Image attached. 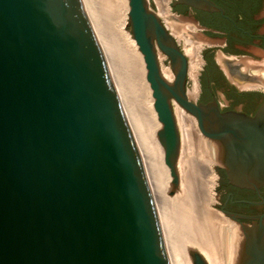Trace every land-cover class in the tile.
I'll list each match as a JSON object with an SVG mask.
<instances>
[{"label": "water", "instance_id": "obj_1", "mask_svg": "<svg viewBox=\"0 0 264 264\" xmlns=\"http://www.w3.org/2000/svg\"><path fill=\"white\" fill-rule=\"evenodd\" d=\"M128 5L125 28L143 54L172 176L167 193L180 181L174 102L196 119L205 153L215 163L217 150L231 183L264 185V103L254 116L222 112L216 101L197 104L185 88L187 58L155 2ZM165 20L182 36L185 26L170 12ZM160 54L172 80L162 75ZM223 213L231 220L219 226L225 264H264V221ZM184 244L192 264H209ZM0 264H171L139 148L82 0H0Z\"/></svg>", "mask_w": 264, "mask_h": 264}, {"label": "bare ground", "instance_id": "obj_2", "mask_svg": "<svg viewBox=\"0 0 264 264\" xmlns=\"http://www.w3.org/2000/svg\"><path fill=\"white\" fill-rule=\"evenodd\" d=\"M82 1L97 33L113 82L139 148L163 227L165 222H162L159 199H162L165 204V194H168L167 191L172 182V176L169 167L165 163L163 146L157 136L161 123L154 108L152 89L146 79L143 54L140 52L134 38L131 37V34L125 28L128 21V0ZM169 1L155 0L158 8L157 12L164 19L169 30L180 39L181 36H178L177 32L173 31L170 24L165 20V15L170 12ZM202 46L203 43L201 41H195L193 43V55H188V73L189 77L194 81V90L202 62L199 55ZM164 57L165 55L163 54L159 55L161 61ZM121 58H124L132 68L131 70L134 71L135 75L132 73V77L134 75L133 78L137 82L135 85L136 94L128 92V89L122 83L123 81H120L122 84L119 82V75L117 74V76L113 72L115 68H112V66L118 64L119 62L117 63V61ZM161 72L167 80L173 79L174 74L169 66L163 67V64H161ZM173 110L181 133V146L177 162L180 181L178 186H176L175 196L172 201L173 203L177 202V204H191L196 198L195 193H205L207 189L211 193L210 198L213 201L212 188L216 183L217 175L212 166L214 160L203 149L201 132L198 129L197 121L175 102L173 103ZM208 205L205 209L206 212H203L201 227L197 230L195 229V231L193 230V232L190 230L189 232L191 233L188 232L189 234L182 238L180 245H177L180 238H177L178 242L173 244L167 234L168 232L163 227L171 264H192L185 248L184 243L186 241L198 249L209 264H225L219 236V226L221 224L228 225L229 221L215 210H210Z\"/></svg>", "mask_w": 264, "mask_h": 264}, {"label": "flooded vegetation", "instance_id": "obj_3", "mask_svg": "<svg viewBox=\"0 0 264 264\" xmlns=\"http://www.w3.org/2000/svg\"><path fill=\"white\" fill-rule=\"evenodd\" d=\"M208 1L214 8L180 0H171L169 5L170 14L185 26L180 39L171 33L187 58L188 71L186 48L199 39L203 43L196 88L188 73L186 92L189 95L195 91L189 96L197 104L216 101L222 112L254 116L264 103V0ZM166 63L171 65L167 57ZM211 153L216 158L213 169L217 175V211L230 222L223 212L238 215L248 224L264 221V185H234L226 168L217 162L214 147Z\"/></svg>", "mask_w": 264, "mask_h": 264}, {"label": "rangeland", "instance_id": "obj_4", "mask_svg": "<svg viewBox=\"0 0 264 264\" xmlns=\"http://www.w3.org/2000/svg\"><path fill=\"white\" fill-rule=\"evenodd\" d=\"M169 5L171 6V0L169 1ZM105 21H106V19H105ZM126 30L131 34V37L133 38L132 33L127 28H126ZM160 62H161V64H163V67L169 66L171 68V65L169 63H166V57H164L162 61L160 60ZM117 63L118 64H115V66H112V68L116 69V67H117L116 70L113 69V72L116 75L117 74L119 75V78L117 77L119 82L123 81L122 83H123L124 87L128 89V92H130L132 94L133 93L136 94L135 85L137 84V82H136L135 78H133L135 75L134 71L131 70L132 68L130 67L129 64H127L128 62H126L124 58H121L119 61H117ZM132 73L134 74L133 77H132ZM120 74H121V76H120ZM120 78H121V80H120ZM144 78H145V76H144ZM212 166H214V163ZM216 186H217V184L215 183L213 185V188H212L213 201H211V198H210L211 193H209L208 189L206 190L205 193L204 192L195 193L196 198H194V202H192L191 204H186V203H184V204L178 203L177 204V202H175V201H174L175 203H173L172 200L175 196V193L165 194L166 195V197H165L166 198V202H165L166 205L164 204V201L162 199H159V203L161 204L160 205L161 206L160 211H161V216H162V222L163 221L165 222V223H163V227L168 232L167 234H168L169 238H171V241L173 244L179 241V244H177V245H180V243L182 242V238L185 235H187V234L193 232V230L195 231V229L197 230L198 228L201 227L202 221H203V214L206 212L205 209H206L208 204H209L208 206H209L210 210H214L212 208L211 204H217L219 201L215 197V195L217 194V191L215 190ZM161 201H163V202H161ZM163 204L165 207L163 206ZM184 206H186V207H184ZM188 207H189V209H188ZM198 217H199V219H198ZM190 230H191V232H189ZM199 231H200V229H199ZM177 238H180V239H178V241H177Z\"/></svg>", "mask_w": 264, "mask_h": 264}]
</instances>
